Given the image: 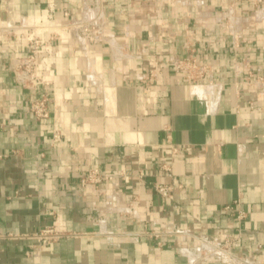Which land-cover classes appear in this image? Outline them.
<instances>
[{
    "label": "crops",
    "instance_id": "crops-1",
    "mask_svg": "<svg viewBox=\"0 0 264 264\" xmlns=\"http://www.w3.org/2000/svg\"><path fill=\"white\" fill-rule=\"evenodd\" d=\"M262 4L0 0V264H264ZM91 16L104 41L39 34L56 103L37 118L51 89L12 69L30 29H1ZM47 226L62 235L41 241Z\"/></svg>",
    "mask_w": 264,
    "mask_h": 264
},
{
    "label": "built area",
    "instance_id": "built-area-1",
    "mask_svg": "<svg viewBox=\"0 0 264 264\" xmlns=\"http://www.w3.org/2000/svg\"><path fill=\"white\" fill-rule=\"evenodd\" d=\"M90 21H92L91 23H89V25H93L96 27V31L100 32V34L104 33V31H100L103 30V25H105L103 23V21H101V19H99V17H91L89 19ZM85 22V20H82V22ZM81 20L77 21V20H72V21H68V23L63 24L59 21H54L53 19L47 18L45 20L42 21H37L34 22L32 24H30V28L28 27V29H31L33 34L36 35L35 41H29L32 40V38H28V47L29 46H34V48L29 50L31 52V54H28V57L21 59L16 57L15 58V63H16V67L14 68V72L16 74V78L21 81V83L23 85H25V83L27 82V79H30L32 81V84L30 83L29 87L31 88H37L40 86L43 87H48L51 86V84H54L53 80H45L42 78L41 76V69L39 67V63H38V49L39 46H41V44L43 43L39 37L40 33H45V32H50V31H57L59 28L63 27L64 25L66 26V28H68V30L71 33L72 37L75 38H79V39H83V40H89L87 38V36H89V31H79L82 29L83 25ZM86 24V22L84 23V25ZM96 32L94 31V34ZM86 36V37H85ZM50 37V36H49ZM96 37V34H95ZM98 39V38H97ZM101 41V39H99ZM98 41V40H97ZM31 42V43H30ZM90 42V41H87ZM45 44V42L43 43ZM26 66L27 69L23 70L22 72H20V67L22 66ZM179 68L182 67V62H180V64L177 65ZM55 98V94L52 97L50 93H44L41 96L37 97L34 101H32L31 105H30V110L31 112L37 117V118H50L51 116V110H50V98ZM58 137L57 133L54 132V138L56 139ZM104 178V175L100 172V170L98 168L92 169L88 175L85 177V179L83 180V183H86V181H91V182H99L101 179ZM174 189V185L172 183H156L155 185V190L157 191V193H159L161 196L163 197H168L172 191ZM234 204H236V206L233 205H227L225 207L226 210H233L235 207H237L238 211L236 213V217L238 219H242L246 216L245 212L240 209V200L236 199L234 201ZM52 231V230H50ZM207 244L202 243L201 247L202 249H206Z\"/></svg>",
    "mask_w": 264,
    "mask_h": 264
},
{
    "label": "rangeland",
    "instance_id": "rangeland-1",
    "mask_svg": "<svg viewBox=\"0 0 264 264\" xmlns=\"http://www.w3.org/2000/svg\"><path fill=\"white\" fill-rule=\"evenodd\" d=\"M251 2H253L254 3V1H256V0H250ZM262 5H264V4H262ZM262 5H260V6H262ZM257 8V7H256ZM87 16H89V15H91V14H86ZM86 16V17H87ZM92 17V16H91ZM90 17V18H91ZM88 20H85V22H86V24L84 25V21L82 22V19H80L81 20V24L83 25V27H82V29L81 30H79V31H89V36H87V38L89 39V40H83V39H79V41L80 42H85V41H90V42H88V43H96V42H100V40L99 39H101V41H104V38H105V35H104V33H102V34H100V32H97L96 31V27L95 26H93V25H89V23H91L92 21H90L89 20V17L87 18ZM77 21H79V20H77ZM240 21H236V20H230L229 21V23H230V25L231 26H237V24L239 23ZM25 25V23H22V24H20V23H15V22H12V23H9L5 28H3V29H1L2 31H9V32H7L8 33V36H7V39H8V41L9 42H14V41H18V39H19V35L18 34H22L20 31H22V29H28V27L30 26V24H28V25H26V26H24ZM22 26H24V27H22ZM105 26L106 25H103L102 27H103V30H100V31H104L105 30ZM230 26V27H231ZM21 29V30H20ZM71 31V30H70ZM94 31L96 32L95 34H96V37H95V34H94ZM20 32V33H19ZM26 34V33H25ZM86 37V36H85ZM28 38H32V40H29V41H35L36 39L35 38H38V37H36V35L35 34H33V32H32V30L30 29L29 31H28V34H27V36H26V40L28 41ZM98 38V39H97ZM54 39V38H53ZM106 39V38H105ZM98 40V41H97ZM28 43V42H27ZM31 43V42H30ZM34 46L35 45H33V46H29L30 47V49L32 48H34ZM29 53L31 54V52L29 51ZM28 53V54H29ZM26 57H28V55H26L25 57H22L21 59H24V58H26ZM184 62V61H183ZM182 65L184 66L185 64L184 63H182ZM16 67V63L14 62V64H13V71H14V68ZM27 69V67L26 66H22V67H20V72H22L23 70H26ZM193 69L195 70V73H196V71H199V69H198V67H193ZM190 74H191V72H189ZM16 75V74H15ZM196 75V74H195ZM191 76H194V75H192L191 74ZM19 81V80H18ZM19 82H21V81H19ZM30 83L32 84V81L30 80V79H27V82L25 83V86H28L29 87V85H30ZM55 84H51V86H48V89H51V92H50V94H51V96L53 97L54 96V94H55V92H56V90H55V86H54ZM50 98V97H49ZM53 99V100H52ZM50 98V100H49V102H50V104L51 103H56L55 102V98ZM50 104H49V106H50ZM56 106V104L54 105V107ZM50 230H52V231H50ZM62 235V233H58V231H56L52 226H47V227H44L43 229H41V231L38 233V238L41 240V241H43V242H49V241H53V240H55V239H57V238H59L60 236ZM204 251H205V249L203 250V254L202 255H205V253H204Z\"/></svg>",
    "mask_w": 264,
    "mask_h": 264
},
{
    "label": "bare ground",
    "instance_id": "bare-ground-1",
    "mask_svg": "<svg viewBox=\"0 0 264 264\" xmlns=\"http://www.w3.org/2000/svg\"><path fill=\"white\" fill-rule=\"evenodd\" d=\"M94 78V77H93Z\"/></svg>",
    "mask_w": 264,
    "mask_h": 264
}]
</instances>
